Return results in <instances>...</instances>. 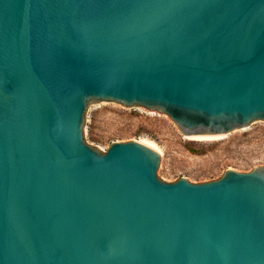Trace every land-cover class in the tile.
Wrapping results in <instances>:
<instances>
[{
	"label": "water",
	"instance_id": "water-1",
	"mask_svg": "<svg viewBox=\"0 0 264 264\" xmlns=\"http://www.w3.org/2000/svg\"><path fill=\"white\" fill-rule=\"evenodd\" d=\"M185 136L264 121V0H0V264H264V165L162 181L91 103Z\"/></svg>",
	"mask_w": 264,
	"mask_h": 264
},
{
	"label": "rangeland",
	"instance_id": "rangeland-1",
	"mask_svg": "<svg viewBox=\"0 0 264 264\" xmlns=\"http://www.w3.org/2000/svg\"><path fill=\"white\" fill-rule=\"evenodd\" d=\"M220 139L183 135L170 118L115 102L91 103L85 112V142L105 152L114 141L140 140L160 153L157 176L165 182L184 177L191 183L220 178L224 169L249 172L264 165V121H253Z\"/></svg>",
	"mask_w": 264,
	"mask_h": 264
},
{
	"label": "bare ground",
	"instance_id": "bare-ground-1",
	"mask_svg": "<svg viewBox=\"0 0 264 264\" xmlns=\"http://www.w3.org/2000/svg\"><path fill=\"white\" fill-rule=\"evenodd\" d=\"M221 137L224 136H188L189 139H196V140H210V139H220ZM142 143H144L143 141H141ZM145 145H148L146 143H144ZM149 147L155 149L153 146L148 145ZM157 150V149H155ZM158 151V150H157ZM159 152V151H158Z\"/></svg>",
	"mask_w": 264,
	"mask_h": 264
}]
</instances>
